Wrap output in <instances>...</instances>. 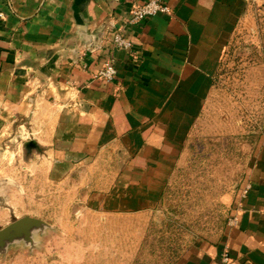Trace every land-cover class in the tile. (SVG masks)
Wrapping results in <instances>:
<instances>
[{
	"label": "crops",
	"instance_id": "crops-1",
	"mask_svg": "<svg viewBox=\"0 0 264 264\" xmlns=\"http://www.w3.org/2000/svg\"><path fill=\"white\" fill-rule=\"evenodd\" d=\"M145 1L0 0V135L16 121L29 125L34 139L25 148H43L55 179L88 177L80 210L100 219L165 209L179 169L203 154L221 58L255 7L164 0L171 14L129 25L131 7ZM116 30L131 49L112 44ZM106 62L116 69L112 81L93 77ZM210 126L217 147L222 120ZM230 136L225 161L240 167L214 176L210 193L237 221L162 250L164 264H217L225 247L231 264H264V108L246 135ZM238 180L251 188L237 210Z\"/></svg>",
	"mask_w": 264,
	"mask_h": 264
},
{
	"label": "rangeland",
	"instance_id": "rangeland-1",
	"mask_svg": "<svg viewBox=\"0 0 264 264\" xmlns=\"http://www.w3.org/2000/svg\"><path fill=\"white\" fill-rule=\"evenodd\" d=\"M254 6L221 58L215 108L202 124L203 154L179 169L165 195V209L154 215L100 219L95 212L80 210L88 177H51L43 148H25L34 139L27 124L18 128L16 121L0 135V229L22 217L42 222L26 240L16 237L0 245V264H164L166 259L158 257L162 250L183 245L193 232L218 229L230 218L229 210L211 195L210 184L233 164L239 169L240 163L225 161L231 148L225 147L226 139L246 135L264 108V3ZM217 119L222 129L215 147L210 124ZM236 185L239 190L242 181Z\"/></svg>",
	"mask_w": 264,
	"mask_h": 264
},
{
	"label": "built area",
	"instance_id": "built-area-1",
	"mask_svg": "<svg viewBox=\"0 0 264 264\" xmlns=\"http://www.w3.org/2000/svg\"><path fill=\"white\" fill-rule=\"evenodd\" d=\"M246 5H254L256 4V0H242ZM156 14H171V8L164 0H146L141 4L133 5L129 11V15L127 18V23L129 25H135L142 23L146 18L156 15ZM112 44L118 48L131 49L133 47V41L129 39L124 33L120 30H116L112 34ZM116 69L115 67L106 62L98 68L93 77L104 79L105 81H112L115 78ZM251 188V184L249 181H245L242 183L238 199L239 202L237 204L236 209L238 210L241 206L240 201L246 197L248 190ZM237 221L236 214H232L228 220L229 224H234ZM217 264H231V259L229 257V253L227 248L225 247L221 252L220 259Z\"/></svg>",
	"mask_w": 264,
	"mask_h": 264
},
{
	"label": "water",
	"instance_id": "water-1",
	"mask_svg": "<svg viewBox=\"0 0 264 264\" xmlns=\"http://www.w3.org/2000/svg\"><path fill=\"white\" fill-rule=\"evenodd\" d=\"M100 41V38L90 39L85 43V46L96 45ZM42 225V222L38 219L31 217H22L0 229V245H4L7 242L12 241L16 237H22L25 240L29 235V231Z\"/></svg>",
	"mask_w": 264,
	"mask_h": 264
}]
</instances>
